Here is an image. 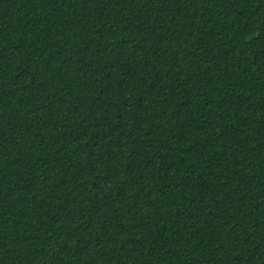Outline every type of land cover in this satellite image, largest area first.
<instances>
[{"label":"trees","instance_id":"trees-1","mask_svg":"<svg viewBox=\"0 0 264 264\" xmlns=\"http://www.w3.org/2000/svg\"><path fill=\"white\" fill-rule=\"evenodd\" d=\"M0 264H264V0H0Z\"/></svg>","mask_w":264,"mask_h":264}]
</instances>
